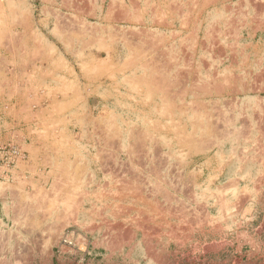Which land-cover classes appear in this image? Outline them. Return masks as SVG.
<instances>
[{"label":"rangeland","instance_id":"1","mask_svg":"<svg viewBox=\"0 0 264 264\" xmlns=\"http://www.w3.org/2000/svg\"><path fill=\"white\" fill-rule=\"evenodd\" d=\"M0 264H264V0H0Z\"/></svg>","mask_w":264,"mask_h":264},{"label":"bare ground","instance_id":"2","mask_svg":"<svg viewBox=\"0 0 264 264\" xmlns=\"http://www.w3.org/2000/svg\"><path fill=\"white\" fill-rule=\"evenodd\" d=\"M119 136V135H118ZM131 138V137H130Z\"/></svg>","mask_w":264,"mask_h":264}]
</instances>
